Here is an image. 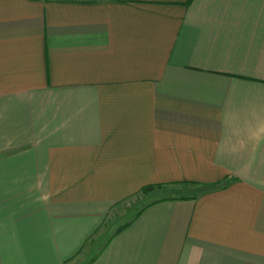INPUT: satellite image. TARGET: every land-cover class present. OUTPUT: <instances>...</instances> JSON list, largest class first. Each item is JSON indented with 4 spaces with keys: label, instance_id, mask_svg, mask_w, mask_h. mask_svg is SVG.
Returning <instances> with one entry per match:
<instances>
[{
    "label": "crops",
    "instance_id": "crops-1",
    "mask_svg": "<svg viewBox=\"0 0 264 264\" xmlns=\"http://www.w3.org/2000/svg\"><path fill=\"white\" fill-rule=\"evenodd\" d=\"M0 264H264V0H0Z\"/></svg>",
    "mask_w": 264,
    "mask_h": 264
},
{
    "label": "rangeland",
    "instance_id": "rangeland-1",
    "mask_svg": "<svg viewBox=\"0 0 264 264\" xmlns=\"http://www.w3.org/2000/svg\"><path fill=\"white\" fill-rule=\"evenodd\" d=\"M140 204H141V202H138V201H137V203L135 204V206L132 205V207L128 209L127 213H126L121 219H119V220H120L121 222H123V221L125 222L126 219L129 218V216H131L132 214H134V212H135V210H136L135 207H136V206L139 207Z\"/></svg>",
    "mask_w": 264,
    "mask_h": 264
},
{
    "label": "trees",
    "instance_id": "trees-1",
    "mask_svg": "<svg viewBox=\"0 0 264 264\" xmlns=\"http://www.w3.org/2000/svg\"><path fill=\"white\" fill-rule=\"evenodd\" d=\"M146 189H148V187ZM146 189H143V191L146 190Z\"/></svg>",
    "mask_w": 264,
    "mask_h": 264
}]
</instances>
